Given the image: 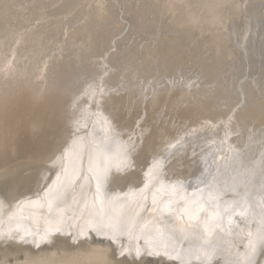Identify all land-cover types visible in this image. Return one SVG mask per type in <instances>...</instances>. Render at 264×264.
Masks as SVG:
<instances>
[{"label": "bare ground", "instance_id": "1", "mask_svg": "<svg viewBox=\"0 0 264 264\" xmlns=\"http://www.w3.org/2000/svg\"><path fill=\"white\" fill-rule=\"evenodd\" d=\"M148 255L264 264V0H0V264Z\"/></svg>", "mask_w": 264, "mask_h": 264}, {"label": "rangeland", "instance_id": "2", "mask_svg": "<svg viewBox=\"0 0 264 264\" xmlns=\"http://www.w3.org/2000/svg\"><path fill=\"white\" fill-rule=\"evenodd\" d=\"M95 238L96 239H100L101 237L100 236H97L95 235ZM144 264H184V263H179V262H176V261H171V260H163V261H159V259L155 256H152V255H148L146 257V260L144 262Z\"/></svg>", "mask_w": 264, "mask_h": 264}]
</instances>
